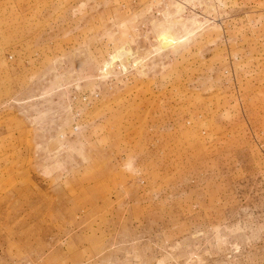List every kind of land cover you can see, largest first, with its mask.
Wrapping results in <instances>:
<instances>
[{
	"label": "rangeland",
	"instance_id": "obj_1",
	"mask_svg": "<svg viewBox=\"0 0 264 264\" xmlns=\"http://www.w3.org/2000/svg\"><path fill=\"white\" fill-rule=\"evenodd\" d=\"M0 264H264V0H0Z\"/></svg>",
	"mask_w": 264,
	"mask_h": 264
}]
</instances>
